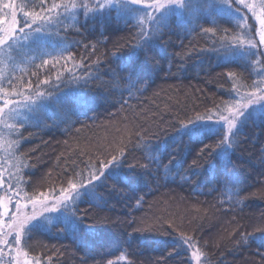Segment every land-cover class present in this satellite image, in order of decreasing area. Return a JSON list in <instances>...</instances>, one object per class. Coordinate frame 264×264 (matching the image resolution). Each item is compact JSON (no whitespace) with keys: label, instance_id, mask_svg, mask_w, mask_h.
Here are the masks:
<instances>
[{"label":"trees","instance_id":"trees-1","mask_svg":"<svg viewBox=\"0 0 264 264\" xmlns=\"http://www.w3.org/2000/svg\"><path fill=\"white\" fill-rule=\"evenodd\" d=\"M52 2L48 0L49 4ZM55 2L71 5L73 0ZM74 2L76 9L69 7L65 12L61 8L59 15L55 12L52 14L49 32L53 38L51 46L45 49L50 55L34 61L31 56H17L10 64L0 54V87L7 91L18 90L25 95L31 92L34 96L37 90L43 91L49 87L40 83L45 79L59 83L61 89L67 90L78 86L73 83L74 77L87 74L91 77L88 84L85 86L81 79L79 86L88 97L97 100L92 107L75 112L68 121L52 106L39 126H35L25 115L20 117L24 121L23 127L17 119L8 120L13 125L11 129L0 125L4 142L12 147V159L21 188L29 195H33V190L38 194L52 188L58 189L64 170H83L86 165L95 163L101 153L104 154L102 158L110 159L111 155L118 156L121 148L129 161L144 163L141 149L137 146L142 142L139 138L153 141L157 154L167 164L171 148L183 141L185 147L171 153L176 159L169 165L167 174L163 168L154 170V176L149 178V186L142 183L138 187H129V195L122 201L101 188L100 191L105 192L108 208L93 211L120 220L121 227L129 233L136 227L159 226L161 223L165 228L169 224L178 226L185 235L195 236L199 241L201 264H264L261 256L264 248L258 251L255 243L245 246L241 241V234L247 235L257 227H264V198L257 197L244 204H236L229 196L212 191L213 174L210 168L205 171L187 170V162L195 149L211 142L210 138L219 134L221 126L201 122L189 129L169 133L159 141L154 140V134L160 128L167 127L177 119L204 115L209 109L215 112L217 105L222 107L224 101L232 99L236 88H240L242 94H247L251 89L241 85L260 79L255 73L251 77L245 73L246 78L239 75L256 55L254 50L238 47L220 50V34L205 35L198 28V25L213 27V20L219 22L221 27H232L240 16L220 6L217 0H211L210 6L193 3L189 5L190 12L172 8L161 15L177 26L163 37L169 41L167 47L160 43L159 38L153 41L155 47L152 51L159 65L148 68L147 90L129 93L127 85L120 79L119 59L112 60L110 53L115 51L116 41L130 37L131 31L127 27L132 23L131 16L122 14L116 7L100 14H112L113 31L106 37H99L98 29L94 31L96 25L91 20L84 22V28L80 27L84 9L79 6L84 4L91 8L95 0ZM73 13H76L75 19ZM58 42L61 46L70 45L68 52L60 55L59 48L54 46ZM213 43L220 51H213ZM129 54L126 51L122 55L126 57ZM43 59L48 63L44 64ZM260 68L261 65L257 64V71ZM230 70L237 73L234 79L227 76ZM57 76L60 81H57ZM138 82L144 83L143 80ZM262 117L264 105L251 106L237 129L242 152L224 149L227 153L225 162L249 191L259 188L264 180ZM218 159L220 157L214 158V165ZM128 171L124 167L110 169L106 176L109 180H115L118 174ZM138 174L141 177L145 175L143 172ZM23 181H27L28 185ZM133 196H143V202L138 206L136 199H131ZM91 202L83 198L81 211ZM63 215L65 213L61 211L53 214L50 221H44L51 224L50 231L33 232L29 241L33 249L30 257L40 255L46 259L50 256L51 264H81L82 255L75 251L71 236L56 230V217ZM60 227L71 228V223L61 224ZM80 228L85 233L93 230L85 224H80ZM96 228L111 231L107 226ZM149 236L147 233L134 234L132 248L127 249L133 254L129 258L135 259L137 264H149V260H158L163 254L159 250L152 252L149 249V252L140 255L137 244L143 246ZM164 239L174 241L173 237ZM179 251V255L173 252L167 264H184L191 250L188 255H185L183 248ZM119 255L120 252L114 251L106 259H116ZM88 264L94 262L90 260ZM121 264L126 262L122 261Z\"/></svg>","mask_w":264,"mask_h":264},{"label":"snow or ice","instance_id":"snow-or-ice-1","mask_svg":"<svg viewBox=\"0 0 264 264\" xmlns=\"http://www.w3.org/2000/svg\"><path fill=\"white\" fill-rule=\"evenodd\" d=\"M193 3L210 6L211 0H95L91 8L84 4L79 6L84 9L83 22L80 23V27L84 28V22L91 20L96 25L94 31L98 29L97 35L106 37L113 31L110 18L112 14L107 16L100 14L108 13L109 9L118 7L122 14L131 16L132 23L127 27L131 31L130 37L116 41L115 51L110 53V57L112 60L119 59V75L127 85L126 90L129 93L133 90L142 92L148 88V68H155L159 65V60L152 51L155 47L153 41L159 38L160 43L167 47L169 41L163 37L172 27L177 26L160 14L174 7L190 12L189 5ZM223 3L234 7L237 12L249 13L250 16L241 15L232 27H221L219 22L213 20L211 23L213 27L198 25V28L205 35L216 36L219 33L220 50L232 47L254 50L256 55L250 60L248 68L241 70L239 75L246 78L245 73L248 77L255 73L260 79L241 85V87L251 89L247 94H242L240 88H236L232 99L224 101L222 107L217 105L215 112L209 109L204 115L177 119L167 127L160 128L154 134V140L159 141L169 133L189 129L201 122H207L209 126L220 125L219 134L215 138H210L211 142L201 144L195 149L194 155L187 162V170L205 171L210 168L213 174L212 191L221 196H229L236 204H244L253 198H264V180L260 182L259 188L249 191L242 184L241 179L232 172L229 164L225 162L224 157L227 153L224 149L235 153L242 152L240 148L242 141L237 129L246 118V112L251 106L264 105V59H257V57L264 58V0H223ZM132 6H140L143 11H138ZM69 7L77 8L74 0L71 5L56 3L55 0L51 4L48 0H0V54L10 64L14 63L17 56H31L34 61L38 57L42 59L43 56L50 55L45 52V49L51 46L53 38L52 33L49 32L53 21L52 14L55 12L59 15L61 8L68 12ZM75 15L76 13H73L74 19ZM250 20L254 22L249 23ZM54 46L59 48L60 55L68 52L71 47L66 44L61 46L59 42ZM212 49L220 51L217 50L216 43H213ZM126 51L130 54L125 57L122 54ZM42 62L47 64L48 60L43 59ZM257 64L261 65L259 71L256 69ZM236 75L237 73L231 70L227 72L229 78L234 79ZM81 79L86 86L91 77L87 74L79 78L74 77L73 83L78 86L67 88V90L61 89L59 83L45 79L40 83L49 87L43 91L37 90L34 96L31 92L25 95L24 92L18 90L7 91L0 87V124L11 129L13 125L9 124L8 120L17 119L23 127L24 121L20 117L25 115L34 122L35 126H39L47 118L52 106L62 113L65 121L71 120L75 112L90 108L97 103L96 98L88 97L79 86ZM140 80L144 83H139ZM57 81H60L59 76H57ZM37 88L39 89V86ZM139 139L142 142L137 146L141 149L144 163L136 160L129 161L121 148L119 155H111L110 159L102 158L104 154L101 153V156L96 157L95 163L86 165L83 170L78 171L75 168L71 172L64 170L58 189L52 188L50 191L38 194L33 190V195H28L20 189L9 195L7 188L0 187V191L5 193L0 196V209H2L0 211V258L3 257L5 250H15V256H10L9 264H51L52 257L50 256L46 259L40 255L30 257V251L33 249L29 241L36 230L50 231L51 224H45L44 221H50L54 213L63 211L65 215L56 217V230L67 232L71 236L75 251L82 255L81 264H88L90 260L94 264H121L122 261L126 264H137L135 259L129 258L133 254L127 249L132 248L131 242L134 234L145 233L150 236L143 246L137 244L140 255L149 252V249H152V252L157 250L163 252L160 259L149 260V264H167L169 257H173V252L179 255L181 248L185 255H188L191 250L184 264H201L202 249L198 246L199 241L195 236L185 235L178 226L169 224L165 228L161 223L159 226L136 227L132 233H129L121 227L120 220L101 216L93 211L108 208L105 192L100 191L101 188L122 201L129 195V187H138L142 183H147L149 186V178L154 176V170L158 171L163 168L167 174L169 165L176 159V156L171 153H177L185 147L184 142L179 141L175 147L171 148L168 163L164 164L153 147V141ZM215 157H220V159L214 165ZM121 167L129 171L118 174L115 180H109L106 173L110 169L115 170ZM139 172L145 175L141 177ZM23 183L28 185L27 181ZM4 184L5 178L0 173V185ZM21 192H23V197H21ZM83 198H88L92 202L82 212L80 202ZM133 198L136 199L138 206L143 202V196H133L131 199ZM21 199H24L25 203H21ZM10 208L11 211H9ZM67 223H71V228L60 227L61 224ZM80 224H85L93 230L85 233L80 228ZM101 225L107 226L111 231L96 228ZM167 237H173L174 241L164 239ZM241 241L245 246H253L255 243L254 247L258 251L261 250L264 248V227H257L247 235L241 234ZM114 251L120 252V255L116 259H106ZM261 256L264 259V252H261Z\"/></svg>","mask_w":264,"mask_h":264},{"label":"rangeland","instance_id":"rangeland-1","mask_svg":"<svg viewBox=\"0 0 264 264\" xmlns=\"http://www.w3.org/2000/svg\"><path fill=\"white\" fill-rule=\"evenodd\" d=\"M217 2L219 3L220 6H223L224 8L231 10L233 15H237L240 17H241V15H249L250 16L249 13L237 12L234 7H231L228 4L223 3V0H217ZM132 7H135L138 11H143V9L140 8V6H132ZM116 8L119 9L118 7H116ZM174 9L175 10L177 9V11H182V8L174 7ZM170 10H172V8L169 9L167 12L161 13L160 15L163 16L166 13H168ZM248 22L253 23L254 20H250ZM258 105H261V104H257L254 106L257 107ZM2 127H4V126L2 125ZM2 127L0 126V173H2L3 177L5 178V184L0 185V187L7 188L9 190V195H12L22 188L20 186V178H19V176L15 170L14 162L12 159V147L9 144H7L6 142H4V138H3L2 133H1ZM12 185H15V187H12ZM4 194H5L4 192L0 191V196H3ZM21 197H23V192H21ZM13 203H14V201H13ZM21 203H25V200L21 199ZM11 210L12 209L10 208L9 211H11ZM0 211H2V209H0ZM54 214H56V213H54ZM10 256H12V257L15 256V250H5L3 257L0 258V264H9Z\"/></svg>","mask_w":264,"mask_h":264}]
</instances>
